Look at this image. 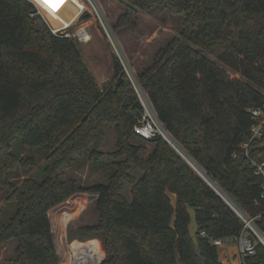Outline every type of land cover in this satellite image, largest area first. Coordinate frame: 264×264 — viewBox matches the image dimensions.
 <instances>
[{
    "label": "trees",
    "instance_id": "16d2710c",
    "mask_svg": "<svg viewBox=\"0 0 264 264\" xmlns=\"http://www.w3.org/2000/svg\"><path fill=\"white\" fill-rule=\"evenodd\" d=\"M117 1L125 10L113 32L160 9L178 18L181 33L133 81L113 58V84L103 91L73 39L52 32L34 4L0 0V191L9 207L0 209V249L13 243L11 264H57L49 211L80 193L97 197V224L77 233L94 239L102 264H223L211 240L236 239L244 224L163 138L136 135L143 113L136 89L182 154L264 235L261 179L240 149L249 140L247 110L264 106V0ZM85 7L84 21L93 17ZM107 125L116 149L104 154ZM262 144L252 151L264 158ZM28 152L41 153L43 164ZM106 157L107 185L85 188L65 176L77 160ZM37 166L19 180V171ZM249 236L255 252L240 264H264V246Z\"/></svg>",
    "mask_w": 264,
    "mask_h": 264
},
{
    "label": "rangeland",
    "instance_id": "374dc122",
    "mask_svg": "<svg viewBox=\"0 0 264 264\" xmlns=\"http://www.w3.org/2000/svg\"><path fill=\"white\" fill-rule=\"evenodd\" d=\"M27 1L35 5L37 13L45 20L52 32L55 34L63 32L67 37L73 39L79 53H81L83 63L93 75L97 87L103 91L113 84V58H117L123 64L125 71L133 81V74L140 73L141 70L150 65L157 49L163 47L174 37L180 36L181 33L178 18L160 9L149 13L139 12L134 21V29L133 26H130L121 29L119 32H113L112 27L125 10L117 0H95L99 6L102 20L92 12L93 17L86 21L82 20L81 17L85 14V4L89 6L88 0H64V3L55 11L43 5L40 0ZM217 53H210L208 57L211 60H216ZM222 68L229 72L230 78L242 80L239 75L226 69L225 66H222ZM262 94L264 96V93ZM104 131L105 142L101 147V152L108 154L116 149V136L113 127L109 125L105 127ZM147 148L150 149L151 147L148 146ZM27 156L36 160L38 166L43 164L45 160L39 152H28ZM38 166L28 172L19 171V180L34 176ZM110 171L111 161L109 157H106L97 163L90 164H83L82 161L77 160L73 167L65 169L64 173L66 178H76L82 187L87 188L96 184L107 185ZM127 188L129 189V187ZM128 189H125L124 192L126 199H130ZM6 197L7 192L0 191V209L8 211L9 207L5 203ZM170 197L173 202V197ZM96 200L97 197L91 196L89 193L75 194L66 202L49 211L48 217L54 247L56 248L57 264L66 262L68 256L67 246L71 248L72 243H75V241L94 244L98 263L102 264L104 255H102V251L98 248L94 239L81 241L79 238L81 234L77 233L79 228L91 227L97 224ZM60 210L63 211V229L59 227ZM71 232L74 233L75 237L72 241L69 240V233ZM77 242L76 244L79 246ZM88 245L90 244L83 246ZM234 245H231V247ZM225 246L230 245L226 243ZM13 257V243H9L4 249H0V264H11Z\"/></svg>",
    "mask_w": 264,
    "mask_h": 264
},
{
    "label": "built area",
    "instance_id": "2783aa9c",
    "mask_svg": "<svg viewBox=\"0 0 264 264\" xmlns=\"http://www.w3.org/2000/svg\"><path fill=\"white\" fill-rule=\"evenodd\" d=\"M89 8L91 12H94L97 17L102 20L100 17V9L96 4L95 0H88ZM66 36V34H65ZM67 37V36H66ZM70 38V37H67ZM137 96L140 104L143 107V113L138 120L137 125L134 127V132L141 138L151 140L155 137L163 138L172 149L179 155H181L185 161L190 165L194 172H196L207 184L208 186L215 190L219 196L223 199V201L229 206L237 215L241 223L244 224L243 230L240 232L239 236L236 238L238 241V249L240 257L243 259L244 257H249L254 254L256 243L249 239V234H252L255 239L264 246V235L259 231L256 224L253 222V218H249L246 214H244L237 206H235L231 201L224 196L214 185H212L205 175L195 167L192 162L186 158L185 155L182 154L178 146L175 144L172 138L169 137L168 133L157 120L153 109L150 104L145 99L144 95L140 93L137 89ZM247 112L250 115L252 123L249 127V140L246 143L240 145V149L244 154L247 161H249L251 169L254 171V175L261 179V196L260 199L264 200V158L260 153H253L252 145L256 143L264 142V106L259 108L248 109ZM236 157V154L233 155ZM201 236L205 237L206 234L204 232L200 233ZM77 242V241H75ZM212 245L214 247H222L225 242L221 239L211 240ZM79 243V246L76 249L70 248L68 249L67 260L64 264H100L97 260V251L94 244L90 242ZM88 246H83L87 245ZM76 250V251H75Z\"/></svg>",
    "mask_w": 264,
    "mask_h": 264
},
{
    "label": "crops",
    "instance_id": "0c3cea01",
    "mask_svg": "<svg viewBox=\"0 0 264 264\" xmlns=\"http://www.w3.org/2000/svg\"><path fill=\"white\" fill-rule=\"evenodd\" d=\"M173 200L175 201V196L172 195ZM173 201V202H174ZM225 244L230 246H222L218 247V258L223 264H240L242 261V258L240 257L239 254V249H238V241L236 239L233 240H226L224 241ZM236 244V245H234ZM231 245H234L231 247Z\"/></svg>",
    "mask_w": 264,
    "mask_h": 264
},
{
    "label": "water",
    "instance_id": "95a60500",
    "mask_svg": "<svg viewBox=\"0 0 264 264\" xmlns=\"http://www.w3.org/2000/svg\"><path fill=\"white\" fill-rule=\"evenodd\" d=\"M260 150H264V142L260 147ZM188 215L190 218L189 222V236L192 239V241L196 244V234L199 230V226L196 225V216H195V211L192 208H188Z\"/></svg>",
    "mask_w": 264,
    "mask_h": 264
},
{
    "label": "snow or ice",
    "instance_id": "6c2138e0",
    "mask_svg": "<svg viewBox=\"0 0 264 264\" xmlns=\"http://www.w3.org/2000/svg\"><path fill=\"white\" fill-rule=\"evenodd\" d=\"M40 2L55 11L64 3V0H40Z\"/></svg>",
    "mask_w": 264,
    "mask_h": 264
},
{
    "label": "bare ground",
    "instance_id": "6f19581e",
    "mask_svg": "<svg viewBox=\"0 0 264 264\" xmlns=\"http://www.w3.org/2000/svg\"><path fill=\"white\" fill-rule=\"evenodd\" d=\"M61 211V213L59 214V227L61 228V229H63V222H62V220H63V211L62 210H60ZM62 231V230H61ZM59 233V232H58ZM57 236H58V234H57ZM76 247H78V245L76 244V242L75 243H73V249H76ZM76 251V250H75Z\"/></svg>",
    "mask_w": 264,
    "mask_h": 264
}]
</instances>
